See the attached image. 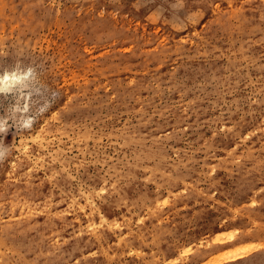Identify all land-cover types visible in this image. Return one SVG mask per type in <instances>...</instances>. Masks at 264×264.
I'll return each instance as SVG.
<instances>
[{
  "label": "rangeland",
  "instance_id": "obj_1",
  "mask_svg": "<svg viewBox=\"0 0 264 264\" xmlns=\"http://www.w3.org/2000/svg\"><path fill=\"white\" fill-rule=\"evenodd\" d=\"M0 264H264V0H0Z\"/></svg>",
  "mask_w": 264,
  "mask_h": 264
},
{
  "label": "bare ground",
  "instance_id": "obj_2",
  "mask_svg": "<svg viewBox=\"0 0 264 264\" xmlns=\"http://www.w3.org/2000/svg\"><path fill=\"white\" fill-rule=\"evenodd\" d=\"M9 76H11V74L10 75L9 74L7 75V77H9ZM9 82H10V80H9Z\"/></svg>",
  "mask_w": 264,
  "mask_h": 264
}]
</instances>
